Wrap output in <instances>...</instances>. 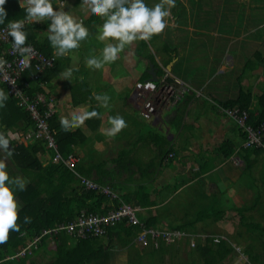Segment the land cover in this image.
Here are the masks:
<instances>
[{
  "label": "crops",
  "instance_id": "1",
  "mask_svg": "<svg viewBox=\"0 0 264 264\" xmlns=\"http://www.w3.org/2000/svg\"><path fill=\"white\" fill-rule=\"evenodd\" d=\"M67 2L71 5L74 3L69 0ZM82 2L83 0L75 1L73 13L84 19V23H91L86 25L90 32H98L103 20L92 15L86 6H82ZM53 3L58 9L56 1ZM217 7L219 8V5ZM194 10L187 3L173 9L174 25L178 31L174 28L166 29L164 35H156V41H151L149 47L151 56L138 51V42L136 46L125 48L116 62L105 65L103 69L93 70L86 66V58L90 55H100L105 43L112 41L102 43L96 38H91L82 42L81 46L69 55L59 57V67L46 85L54 96L59 118L70 117L73 112L83 113L90 110L89 101L74 102L73 86L77 87L79 95V87H86L91 89L93 95L107 94L111 97L107 108L101 107L99 102L94 100V104L97 103L102 112V119L96 127L86 120L81 127L72 130H78L79 136L84 137V142L80 139L81 142L75 146L76 155L79 160H84L85 164H91V178H96V181L105 172L109 174L110 182H115L124 193H133L141 184L144 185L146 190L153 193L150 200L159 199L157 203L145 206L144 212H154L157 209L162 211L161 226H169L170 221L187 215L182 210L183 207H188L190 202L200 199V195H212L215 191L213 195H216L220 189H223L225 194L231 191V185L235 183L234 174L237 173V176L240 172L233 164V155L244 159L240 148L245 139L240 136L235 120L222 110L218 98L224 96V99H228L233 96L232 92L237 84L235 78L241 72L238 70L239 64L241 65L240 52L246 46L243 42L237 45L239 38H234L235 34L224 32L233 31L232 27L221 30V20L217 22L219 30H211L208 36L204 32H193L195 28H190V25L194 20L201 19ZM191 15H194L193 18ZM184 24L191 31L186 29L184 36L180 38L179 33ZM257 25L253 35L260 42L259 47L255 45L254 50L264 53V24ZM27 26L28 24L26 30ZM261 26L263 30H257ZM200 58V62L204 64H198ZM68 68H78L79 71H73L72 76L65 79L61 74ZM152 68L160 80L166 73L171 78H180L187 91L185 90L182 96L181 104L171 99L163 100L158 104L153 116L146 118L141 114L134 92L138 81L154 77ZM259 68L262 70H258ZM263 69L262 63L247 70L243 84L246 86L256 81ZM146 72L151 75H145ZM83 79L87 81L86 85ZM223 82H228L229 88L224 87ZM254 89L258 90L257 87ZM173 102L174 104H171ZM117 113L125 118L128 126L114 138H109L102 134L101 129L110 127L108 117ZM157 130L166 134L165 146L168 150L175 151V157L164 156V148L161 150L156 143ZM227 138L238 141V147L231 156L224 157L222 153H218L217 148ZM123 142L129 146L122 147ZM122 152L125 156H120ZM92 165L101 166V173L94 168L97 166ZM202 165L209 166L202 171ZM228 186L230 187L227 188ZM217 198L226 200H222L220 196ZM181 211L184 212L183 215H179L178 212Z\"/></svg>",
  "mask_w": 264,
  "mask_h": 264
},
{
  "label": "trees",
  "instance_id": "2",
  "mask_svg": "<svg viewBox=\"0 0 264 264\" xmlns=\"http://www.w3.org/2000/svg\"><path fill=\"white\" fill-rule=\"evenodd\" d=\"M55 1L53 0V2ZM69 1L75 3L78 0ZM74 3L71 5L67 2L65 11L74 12ZM4 7L8 13L7 20L25 18V12L20 7L19 0H7ZM257 8L264 10V4L258 5ZM228 18V16H225V19ZM7 20L3 25L7 24ZM49 23L50 21L35 22L33 23L34 27L32 24H28L26 30L28 32L27 42L34 43L46 54H54V49L47 39ZM87 24L91 25V23H85V25ZM257 30H263L262 26ZM155 37L151 39L152 42L156 41ZM151 41H140L138 51L146 56H151L152 52L149 48ZM240 42L238 40L237 45ZM223 45L222 42L221 46L223 47ZM146 49H149V51L147 52ZM252 54L256 58L254 56L253 58ZM240 55L241 65L239 64L238 70L241 72L235 78L237 84L232 92L233 96L228 99L220 96L218 100L221 106H239L247 109L249 112L247 125L258 127L264 124V80L263 82L254 81L246 85L247 87L242 81L247 70L264 64V53L257 49L251 51L245 47L243 50L241 49ZM60 62V58L57 57L55 65L46 68L41 73V79L33 82L29 91L31 93L38 90L46 92L47 87H49L46 85L49 84L50 77L58 69ZM29 73L30 71L24 74L23 79L20 80L21 83H24L25 79L29 77ZM145 75H151V73L146 72ZM82 81L84 85L87 84L85 79ZM228 84V82L225 83L224 87L229 88ZM255 87L258 88L257 91H255ZM0 88L9 93L7 106L0 109V129L26 132L35 127V119L30 111L18 102V98L8 91L4 83L0 82ZM79 90L81 95L77 94V87L73 86L74 102L79 103L87 100L91 103L89 111L97 110L101 114L100 106L97 103L94 104L95 98L91 89L79 87ZM57 113L55 111L49 118V124L52 129L56 130L55 137L58 149H52L47 144L46 139L36 138L28 143L18 141V139L12 141L11 147H13L14 155L9 162L10 173L12 176H22L29 182L23 191L17 193L18 199L23 205L18 220L20 231L11 232L8 241L0 244V264H117V256L125 250L128 253L127 264H195L198 262L200 264H227L228 260L230 261L232 257H235L236 248L233 247L230 241L225 237L217 236L211 230H209L210 233H208V230H200L197 225L209 218H219L220 213L221 216L226 215L228 211L220 207L221 204L216 202L218 199H214L205 208L198 210L197 215H185L178 220L170 221L169 226H161L160 223L163 222L162 211L160 212L157 209L154 212L153 210L149 213L144 212L145 206L155 204L159 200H150L153 193L146 190L144 185L141 184L133 193H124L115 182H110L109 174L104 172L97 178V181L102 184L109 183L116 195L108 194L98 188L86 187L77 171L82 175L91 177L93 175L91 164L87 165L83 162L84 160L78 159L70 166L65 161L69 155L77 154L75 146L81 142L80 139L83 141L84 137L79 136L78 130L64 131L61 128ZM100 121L101 119L88 120L94 127ZM237 126L240 136L246 139L248 132L245 126L239 123H237ZM156 137L158 138V141H156L158 147L161 150L164 148L162 150L164 156L175 157V151L171 150L172 154H170L171 151L165 146L166 134L157 130ZM262 142L261 145L254 144L240 148L241 155L246 161V168L243 170L247 171L246 169L259 163L264 173V135ZM237 147L238 141L227 138L217 150L224 157H229ZM57 152H60L62 157L56 160L53 157ZM120 156H125L124 152ZM92 166H97L94 168H97L101 173V166ZM208 166L202 165L201 170L204 171ZM104 175L105 177H103ZM251 182L252 197L250 202L238 206L236 208L237 215H239L241 224L249 229H264L263 222L260 219H255L256 216L260 215L258 212L264 215V176L260 179L253 176ZM154 194L157 193L154 192ZM123 202L133 203L140 207L136 210L137 221H129L128 216H126L113 224L105 225L106 231L103 234L94 233L91 230L88 232V236L85 237L71 233L65 227L66 223L76 219L83 212L86 215L107 213L111 208L119 207ZM25 216L31 218V223H24ZM145 227H168L184 230L188 234L183 237V240H185L183 246L179 245L181 239L167 242L162 236L152 237L151 233H148L147 236L149 242L144 243L137 237ZM192 235L196 237L195 245L191 244ZM33 240H36V242L26 248L23 254H17L21 247ZM50 240H53V246L50 245ZM262 243L264 246V241ZM178 250H182V254L177 262L176 259L179 255L176 251ZM39 251L49 254L48 259L39 260L36 258ZM243 252L248 256L252 262L251 264H264V258L261 257L260 249H258L256 243L251 242L244 248ZM166 255H169V262L166 260Z\"/></svg>",
  "mask_w": 264,
  "mask_h": 264
},
{
  "label": "clouds",
  "instance_id": "3",
  "mask_svg": "<svg viewBox=\"0 0 264 264\" xmlns=\"http://www.w3.org/2000/svg\"><path fill=\"white\" fill-rule=\"evenodd\" d=\"M6 2L7 0H0V25H3L7 20L8 13L4 7ZM19 4L24 9L25 18L7 20L6 35L11 37L12 50L22 57L18 63L21 70L30 67L28 57L32 53V46L27 44V24L50 21L47 39L54 49V55L57 57L69 55L71 51L78 49L82 42L88 40L91 35L84 19L75 15L72 11H65L67 0H56L55 5L59 6L58 9L54 7L53 0H19ZM82 6H86L92 15L103 20L96 39L102 43L112 41L105 43L100 55H90L85 60L88 68L99 70L107 64L116 62L125 48L131 46L134 42H149L154 36L162 34L169 26L171 10L176 7V0H159L153 6H149L145 0H83ZM7 63L3 57H0V72L6 70ZM73 71H79V69L68 68L61 75L68 79L72 76ZM167 78L174 81V77L171 78L169 74ZM9 81L14 84L11 77L6 76L5 82ZM146 81L160 83L158 78L156 80L153 78L141 80V82ZM138 82L136 83L134 96L138 100L137 105L141 110V114L146 118H150L156 111L150 116H145L142 112L138 95V90L141 89L137 88ZM94 98L101 107H109L111 99L109 95L94 94ZM8 99L9 93L0 88V109L7 106ZM93 118L102 119V116L97 110L83 113L73 112L70 117L62 116L60 125L64 131H71L81 127L86 120ZM108 124L110 127L102 128L101 132L109 138H114L128 126L125 118L119 113L108 117ZM52 131L55 136L56 130L52 129ZM15 139L16 136L11 130L0 129V244L8 241L11 232L20 231L18 220L23 205L18 199L17 193L23 191L29 182L22 176H12L9 170V161L14 155L13 147L10 146H12V141ZM24 223H31V218L25 216Z\"/></svg>",
  "mask_w": 264,
  "mask_h": 264
},
{
  "label": "built area",
  "instance_id": "4",
  "mask_svg": "<svg viewBox=\"0 0 264 264\" xmlns=\"http://www.w3.org/2000/svg\"><path fill=\"white\" fill-rule=\"evenodd\" d=\"M7 25L0 26V57H3L8 63L6 70L0 72V82L4 83L8 88V91L16 98L21 105H24L28 109L35 119V127L31 128L25 134L27 138L36 139H46L47 144L52 149H57L56 138L52 129L50 128L49 118L57 110V105L54 100V96L47 91L38 90L34 93L29 91L32 83L41 79V73L49 67L55 65L57 56L54 54H46L41 48L32 42H27V44L32 46V53L28 57L30 61V67L21 70L18 67L19 61L22 59L16 52L12 50L11 37L6 35ZM30 71L29 77L25 79L24 83L20 80L23 79L24 74ZM11 77L14 81L12 84L10 81L5 82V77ZM168 74L166 73L160 83L153 81L138 82L139 101L142 105V112L145 116H150L154 113L163 100H174L177 101L183 94L187 91V87H183V82L180 78L174 76V81L168 80ZM186 90V91H185ZM49 92V94H48ZM171 104H174L171 103ZM222 110L228 114L231 118L235 120L236 123L245 126L248 137L244 140L243 146L250 145H261L262 137L264 135V124L255 127L252 125H247V119L249 117V112L247 109H243L239 106L225 107L222 106ZM23 141V140H20ZM172 154V153H171ZM61 156L60 152L54 155V159H59ZM78 160L77 155H69L65 159L68 165L72 166ZM82 181L85 183L86 187L98 188L108 194L116 195L114 190L109 184H99L97 181L93 180L91 177L81 175ZM140 207L129 202H123L119 207L111 208L107 213H96L89 214L82 213L76 219L65 224L66 229L71 233H76L81 236H88L89 231H94V233L103 234L106 229L104 228L107 224H113L124 217L128 216L129 221H137L138 217L136 215V210ZM57 230V229H55ZM148 233H151L152 237L158 238L162 236L167 240V242L176 241L183 238L188 234L184 230L162 227V228H144L138 235V239L144 243L149 242ZM33 240L27 245L21 247L17 254H23L26 248H29ZM196 237L191 236V244L195 245Z\"/></svg>",
  "mask_w": 264,
  "mask_h": 264
},
{
  "label": "rangeland",
  "instance_id": "5",
  "mask_svg": "<svg viewBox=\"0 0 264 264\" xmlns=\"http://www.w3.org/2000/svg\"><path fill=\"white\" fill-rule=\"evenodd\" d=\"M145 2L149 6H153L154 4L158 3L159 0H145ZM184 3L185 4L187 3L188 6L192 8V10L195 9L194 13L198 14V17L201 18L198 21L194 20V23L190 21L192 23L190 25L191 26L190 28H195L192 30L193 32H196V31L204 32L208 36V34L212 32L211 30H215V29L219 30L217 22L221 20L223 22V24L221 23L220 25L221 30L222 28L223 30L227 28V25H228V28L229 26L232 27L233 31L224 30V32L235 34L234 38L238 36L239 41L243 42L248 50L254 51L255 45L259 47L258 43L260 41H258L257 37H254L253 33H254V29L256 28V26H258L257 25L258 23L264 24V10H260L257 8L258 5L264 4V0H176V7L178 5H184ZM217 5H219V8L217 7ZM214 7L216 8V10ZM173 9L171 10V18L169 20V26L166 29L170 30L174 28L178 31V29L175 28V26L174 27L172 26L175 21L174 15H173ZM219 16H221L222 18H220ZM225 16H228L229 18L225 19ZM216 18H217V21H216ZM246 20H247V23L244 24V21ZM253 23H256V24H253ZM186 26L187 25L185 24L181 26L182 30H181V33H179L180 38L184 36L186 29L187 31H191V29H188V27ZM201 30H205V31H201ZM96 35H97V32L95 33L91 32L89 39L91 38L92 40L95 39ZM161 35H164V32ZM138 42L140 41L134 42L132 45L136 46ZM128 47H126V49ZM251 56L253 57L254 55L252 54ZM201 60L202 59L200 58L198 64H204V62H200ZM260 69L261 68H259L258 70ZM262 73L263 72L261 71L257 78V80L260 82H263L264 80V73L263 74ZM182 98L183 97H180L177 100L178 104L181 102ZM11 131L16 136V139L18 138V140H23L26 143L32 140L31 138H27L25 134H23L20 131H13V130ZM126 146H129V145L123 142L122 147H126ZM107 157H109V155ZM233 159H234L233 164L238 168V172L240 171L237 176H236L237 173L234 174L235 183H232L231 185L233 189H230L231 191H229L227 194H225L224 191H222L223 189L222 190L220 189L219 194L216 193V195H213L216 191L212 195L211 194H205L204 196L200 195V199L190 202L189 206L183 207L182 210L187 214V216L189 214L195 215L198 212V210L205 208L214 199L216 200L218 199V201L216 202L217 203L219 202V204H221L220 207H223L226 209V211H228L226 212V215L221 216V213H220L219 218L218 217L215 219L209 218L207 220H203L201 223L197 225L199 226L200 230H208V233H210L209 230H211L217 236L225 237L228 241L231 242L233 247L236 248L235 257H232L230 261L228 260L227 264H251L252 262L249 260L246 253L243 252L244 248L247 245H249L251 242H254L258 246V249H260L261 257L264 258V246L262 243L264 241V229L256 228L254 230H251L247 226L242 225L239 220V215H237L236 208L240 205L243 206L245 202H250V199L252 197L251 188H250V184L252 183L251 179L253 176L259 177L260 179L264 176V173L262 172L261 166L259 163L252 165L251 168L246 169L247 171H245L243 169L246 168V161L244 159H240L239 156L236 154L233 155ZM77 173L79 174V176L82 175L79 171H77ZM93 180H95V178ZM229 187L230 186H228L227 188ZM219 196L222 198V200L223 198H226L227 201L226 200L221 201L219 198H217ZM179 209L181 210L180 207ZM183 211L178 212L179 215L180 214L183 215L184 213ZM258 214L260 215L256 216L255 219L256 220L260 219L264 224V215H262L259 212ZM50 241H51L50 245L53 246V240H50ZM184 241L185 240L181 238V243L179 242V245L183 246ZM176 252L179 255L178 259H176L178 262L182 254V250H178ZM48 257H49V254L45 252L39 251L36 254V258H38L39 260L40 259L46 260L48 259ZM127 258H128V253L126 251H123L117 257L116 263L117 264H127ZM191 258L192 257L190 256V259ZM166 260L167 262H169V255H166ZM195 264H200V263L198 262Z\"/></svg>",
  "mask_w": 264,
  "mask_h": 264
},
{
  "label": "water",
  "instance_id": "6",
  "mask_svg": "<svg viewBox=\"0 0 264 264\" xmlns=\"http://www.w3.org/2000/svg\"><path fill=\"white\" fill-rule=\"evenodd\" d=\"M151 72H152V75L154 76L153 79H157V76H156V72L153 70V68L151 69Z\"/></svg>",
  "mask_w": 264,
  "mask_h": 264
}]
</instances>
